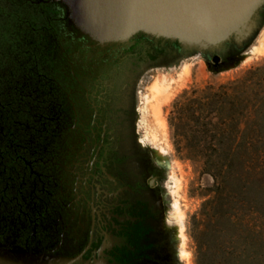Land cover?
I'll use <instances>...</instances> for the list:
<instances>
[{"label": "flooded vegetation", "instance_id": "1", "mask_svg": "<svg viewBox=\"0 0 264 264\" xmlns=\"http://www.w3.org/2000/svg\"><path fill=\"white\" fill-rule=\"evenodd\" d=\"M28 2L56 27L42 29L45 57L22 62L17 100L2 105L0 264H179L139 95L188 53L143 32L100 44L60 3Z\"/></svg>", "mask_w": 264, "mask_h": 264}, {"label": "rangeland", "instance_id": "2", "mask_svg": "<svg viewBox=\"0 0 264 264\" xmlns=\"http://www.w3.org/2000/svg\"><path fill=\"white\" fill-rule=\"evenodd\" d=\"M28 1L0 0L1 152L3 151L2 126L5 125L2 105L6 106L7 102L17 100L15 97L20 82L22 62L35 60L39 56L45 57L46 48L38 49V42L43 34L42 29L49 25L52 28L56 27L48 18L39 14L41 10L39 6ZM263 42L264 19L260 31L248 45L237 55L219 62L215 66L216 70L213 69L211 58L201 53H189L169 68L154 71V77L150 78L148 83H143L148 88L143 89L142 94L139 95V100L143 101L139 111L140 124L144 140L149 143L153 154L165 170L167 189L173 205H170L169 220L177 228L179 264H198L197 252L203 237L205 217L210 212L209 200L214 196V179L209 170L215 169L217 165H227L229 160L225 156L220 157L214 148L208 152L202 150L204 147L200 145L210 144V141L205 142L194 137L192 131L196 127V122L188 112H181L177 104L186 94L194 96L206 85H218L235 80L245 75L251 68L262 64L264 46L261 43ZM156 83L160 87L163 85L166 87L165 93L158 99L161 108L160 119H157L153 112V106L157 104L156 94L153 91ZM6 94H10V98H7ZM258 118L260 131L264 135V111H260ZM252 123L253 120H250L249 125ZM211 143L227 145L225 141L223 144H219L217 140ZM236 188L237 184H233L230 179L226 189L232 191ZM176 201L182 216L184 238L180 236L179 221L175 216ZM184 249L189 252L188 257L182 255Z\"/></svg>", "mask_w": 264, "mask_h": 264}, {"label": "trees", "instance_id": "3", "mask_svg": "<svg viewBox=\"0 0 264 264\" xmlns=\"http://www.w3.org/2000/svg\"><path fill=\"white\" fill-rule=\"evenodd\" d=\"M243 49L231 46L226 57ZM177 107L196 122L194 137L210 141L200 145L202 150L214 148L229 160L209 170L214 196L198 264H264V135L258 124L264 111V62L235 80L206 85L194 96L186 94ZM215 140L227 145H214ZM230 179L237 184L232 191L226 189Z\"/></svg>", "mask_w": 264, "mask_h": 264}, {"label": "water", "instance_id": "4", "mask_svg": "<svg viewBox=\"0 0 264 264\" xmlns=\"http://www.w3.org/2000/svg\"><path fill=\"white\" fill-rule=\"evenodd\" d=\"M52 1L65 8L71 28L100 44L127 42L143 32L178 41L188 54L214 63L231 46L243 49L264 19V0Z\"/></svg>", "mask_w": 264, "mask_h": 264}, {"label": "bare ground", "instance_id": "5", "mask_svg": "<svg viewBox=\"0 0 264 264\" xmlns=\"http://www.w3.org/2000/svg\"><path fill=\"white\" fill-rule=\"evenodd\" d=\"M262 44V46H264V42L263 43H261ZM153 91L155 92V100H157V104H155V106H153V112H154V115L157 117V119H160V112H161V108H160V104H159V98L161 97V95L162 94H164L165 93V91H166V87H165V85H163L162 87H160V85L158 84V83H156L154 86H153ZM147 96V95H146ZM150 99V98H149ZM144 100H145V98H144ZM151 100V99H150ZM145 101H147V99L145 100ZM144 101V102H145ZM152 105V104H151ZM146 108V107H145ZM148 109V108H147ZM173 179H174V177H173ZM175 185V184H174ZM179 186V185H178ZM177 191V190H176ZM178 194H180V193H178ZM174 208H175V216H176V218H177V221H179V232H180V236L182 237V238H184V233H183V224H182V222H181V220H182V216H181V213H180V210H179V205H178V202L176 201L175 202V204H174ZM188 254H189V252H187L185 249L184 250H182V255H184V256H187L188 257Z\"/></svg>", "mask_w": 264, "mask_h": 264}]
</instances>
